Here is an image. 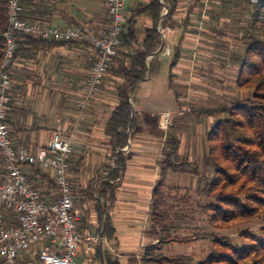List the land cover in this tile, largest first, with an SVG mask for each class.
Segmentation results:
<instances>
[{
	"label": "crops",
	"instance_id": "1",
	"mask_svg": "<svg viewBox=\"0 0 264 264\" xmlns=\"http://www.w3.org/2000/svg\"><path fill=\"white\" fill-rule=\"evenodd\" d=\"M159 2L162 4V11L155 28L161 43L153 55L147 57V63L161 66L162 62L157 58L174 57L170 61V71L197 68L205 59L202 50L195 46V41L199 38L196 31L200 28L201 7L208 8L209 13L204 21L207 25H202L206 26L203 31L209 32V26L218 25L221 29L232 22L233 18H217V14L219 6L232 7L234 1ZM149 3L150 0H127L123 8L124 25ZM239 3L241 7L234 5L240 16L238 19L243 20L244 16L248 18V11L244 15L242 10L243 0H239ZM22 5V16L30 23L59 29L74 26L87 34L90 33L89 30L103 32L108 19L104 0H23ZM169 9L173 11L172 16L162 22ZM135 22V34L141 41L146 30L153 28L154 24L147 13L135 17ZM34 40L38 42L33 45L26 42L21 46L25 53L13 62L10 69L13 89L8 126L11 139L32 153L46 147L54 132L71 140L73 149L70 178L76 192L75 207L81 215L79 232L82 235L99 234L103 237L102 232H98L96 201L83 202L81 196L85 190H90L97 197L100 185L107 181L106 165L109 169L117 168L116 156L119 150L113 152L104 128L117 105L116 86L120 80L106 74L99 91L83 106L82 88L96 57L89 42L86 39L69 43L38 38ZM136 48L135 43L130 48H120V51L130 53ZM170 74L173 75L172 72ZM148 79L145 78L141 83ZM130 102L134 114L140 115L139 123L134 128L133 135L129 136L127 145L120 150L124 170L120 171L116 180L108 182L115 187L116 200L110 209V216L116 233L112 241L103 237V242L97 245L102 250L113 252L122 264H129V260L133 258L138 259V251L145 246V229L155 185V148L151 119H148V111L143 107H136L131 97ZM23 171L30 178L29 168L24 167ZM0 172V179H4L2 166ZM45 173L51 176L49 172ZM31 181L41 186L40 192L48 193L46 196L49 199L52 193H57V190L49 189L47 183L39 179L32 177ZM100 202L104 203L101 199ZM80 251L75 264L101 262L94 253H85L83 249Z\"/></svg>",
	"mask_w": 264,
	"mask_h": 264
},
{
	"label": "trees",
	"instance_id": "2",
	"mask_svg": "<svg viewBox=\"0 0 264 264\" xmlns=\"http://www.w3.org/2000/svg\"><path fill=\"white\" fill-rule=\"evenodd\" d=\"M247 2L251 5L249 0ZM251 6L252 8L247 10V24L242 27L241 51L231 55L237 65L235 87L239 91H246L248 96L201 111L207 117H212L214 121L205 133L207 159L211 172L209 176L203 175L200 178L196 196L200 200L202 213L216 228L264 220V0ZM6 10L7 0H0V64L5 48L2 34L7 27ZM161 11L162 4L159 0H150L148 6L138 10L124 25L121 45L108 69L111 76L120 80L116 86L117 105L104 128L113 152L119 150L116 156L117 168L109 169L106 165L107 181L100 185L97 197L93 196L90 190H85L81 196L83 202L96 201L98 232H102L107 241H112L116 233L110 216V209L116 200L115 187L108 182L116 180L120 171L124 170L125 165L120 158V150L127 145L129 136L133 135L134 128L139 123L140 115L135 113L132 116L130 91L147 77L148 72L151 73V64L147 63V57L153 55L161 43L155 28L161 17ZM146 13L153 21L154 27L146 30L145 37L139 41L135 34V17ZM172 14V9H169L162 22L170 19ZM109 26L108 16L103 32L97 30H89L88 34L86 31L82 30V32L85 37L91 33L100 35L104 34ZM86 41L92 47L90 41ZM26 42L33 45L38 41L28 35H18L13 62L24 55L25 51L21 46ZM135 43L137 44L135 50L121 53L120 48H130ZM172 82L174 83V80ZM179 147L180 142L175 137L164 141L163 157L159 161V178L150 199L151 223L147 232L155 242L146 245L139 258L133 259L129 264H193V257L190 255L168 257L162 250L169 242L186 244L195 236L202 239L209 238L212 242L209 253L197 264H264V227H261L257 233L250 231L240 233L237 242L202 230L196 233L194 238L174 236L173 233L178 230V225L172 223L170 211L164 209L168 197L164 193V188L169 172L185 171L184 163L180 159ZM26 167L29 168L30 181L32 177L39 179L47 183L49 189L56 190L55 182L49 174L34 166ZM34 186L41 190V186L36 184ZM73 192L75 197V189ZM42 195L48 198L46 196L48 193ZM100 199L104 203L100 202ZM173 216L176 220H182L184 217ZM91 253H94L102 264H122L108 249L102 250L97 246ZM0 264H4L1 257ZM22 264H26V261Z\"/></svg>",
	"mask_w": 264,
	"mask_h": 264
},
{
	"label": "built area",
	"instance_id": "3",
	"mask_svg": "<svg viewBox=\"0 0 264 264\" xmlns=\"http://www.w3.org/2000/svg\"><path fill=\"white\" fill-rule=\"evenodd\" d=\"M23 0H7V27L3 31L5 48L0 64V257L4 264H75L79 250L91 253L103 242L99 234L79 232L80 212L74 203V186L70 178L72 144L69 138L54 132L46 147L32 153L11 139L8 116L12 109L10 69L17 48L18 35L43 40L73 42L86 39L96 57L83 85L84 101L94 96L106 76L110 63L121 45L124 27L123 8L127 0H105L110 26L104 34L84 36L79 27L59 29L26 21ZM257 5L263 0H249ZM160 127L170 115L165 113ZM34 166L49 172L57 193L45 198L28 178L23 168Z\"/></svg>",
	"mask_w": 264,
	"mask_h": 264
},
{
	"label": "rangeland",
	"instance_id": "4",
	"mask_svg": "<svg viewBox=\"0 0 264 264\" xmlns=\"http://www.w3.org/2000/svg\"><path fill=\"white\" fill-rule=\"evenodd\" d=\"M233 1L232 7L219 6L217 14V18H233L232 22L221 29L218 23L215 27L209 26V32L203 31L206 29L204 21L209 13L208 8L201 7L200 28L196 31L199 38L195 41V46L202 50V56L205 58L201 65L199 64L194 69H172L170 71V61L174 57L171 59L159 57L157 59L162 62L161 66L151 64V73L148 72L149 77H146L149 79L143 83L140 82L130 95L136 107L140 106L148 111V119H151L153 126L155 183L159 178V161L163 157L164 141L175 137L180 142V159L184 163L185 171L169 172L164 188V193L168 196L167 206L164 209L170 211V220L178 225V230L173 233L175 237L193 236L194 238L196 233L202 230L215 236L228 237L237 242L240 233L245 231L257 233L261 227H264V220L261 219L232 227L216 228L202 213L200 200L196 196L200 178L203 175L209 176L211 172L207 159L205 133L214 120L201 111L248 96L246 91H239L235 87L237 65L231 55L241 51L240 37L243 32L242 27L247 24V18L244 16L243 20L238 19L240 16L234 8L241 7V5L239 0ZM247 1L243 0L244 15L246 10L252 8ZM235 4L238 5L234 7ZM170 72L173 75L170 76ZM165 113H169V121L165 127H160V121H164L162 117ZM173 215L184 217L182 220H176ZM150 223L148 216L145 246L155 242L147 235ZM211 245L209 238L202 239L195 236L190 243L186 244L176 241L169 242L162 252L168 257L190 255L193 257V264H197L209 253ZM144 247L138 251L139 254ZM133 259L128 263H132Z\"/></svg>",
	"mask_w": 264,
	"mask_h": 264
},
{
	"label": "water",
	"instance_id": "5",
	"mask_svg": "<svg viewBox=\"0 0 264 264\" xmlns=\"http://www.w3.org/2000/svg\"><path fill=\"white\" fill-rule=\"evenodd\" d=\"M132 91H133V90L130 91V95H131ZM133 115H134V112H133V109H132V116H133Z\"/></svg>",
	"mask_w": 264,
	"mask_h": 264
}]
</instances>
